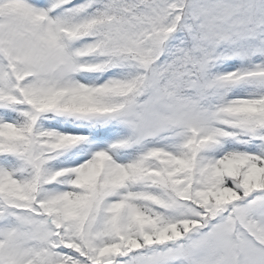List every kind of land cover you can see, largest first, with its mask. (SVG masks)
Returning a JSON list of instances; mask_svg holds the SVG:
<instances>
[{"label": "snow or ice", "instance_id": "obj_1", "mask_svg": "<svg viewBox=\"0 0 264 264\" xmlns=\"http://www.w3.org/2000/svg\"><path fill=\"white\" fill-rule=\"evenodd\" d=\"M0 264H264V0H0Z\"/></svg>", "mask_w": 264, "mask_h": 264}]
</instances>
